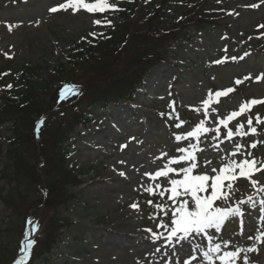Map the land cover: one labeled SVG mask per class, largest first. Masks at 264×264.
Returning a JSON list of instances; mask_svg holds the SVG:
<instances>
[{
    "label": "rangeland",
    "instance_id": "obj_1",
    "mask_svg": "<svg viewBox=\"0 0 264 264\" xmlns=\"http://www.w3.org/2000/svg\"><path fill=\"white\" fill-rule=\"evenodd\" d=\"M125 1L128 0H109L117 7ZM62 2L65 0H0V56L10 59L12 68H35L36 76L30 78L38 85L48 81L51 70L65 61L63 52L73 44L90 33H104L117 22L115 10L89 13L81 9L73 13L69 9L55 14L49 11ZM203 5L218 15L215 25L204 24L207 30L198 32L191 42L174 43L169 62L151 75L146 88L141 83L130 102L120 101L107 110L95 107L91 122L76 127L66 143L70 149L66 166L78 173L81 183L75 187L67 186V192L76 198L60 207L59 211L71 223L57 232L59 242L47 256V264H184L185 260L189 264H207L199 250L193 251L194 244L206 249V238L196 237L190 242L180 243L176 242V237L171 241L167 239L171 230V210L175 206L167 199L170 191L165 192L164 197L158 193L171 187L169 179H181L182 174L170 173L169 178L155 179L145 174L154 175L169 159L184 155L177 151L178 148L197 143L194 137L177 142L175 136H186L201 120L205 121L204 127L215 129L219 126L221 133L215 140L212 139L215 131L200 135L199 147L204 151L195 153L200 165L195 174L215 175L211 169L218 171L230 159L239 162L248 158L264 163V104L254 105L250 111L228 121V127L233 131L236 124H243L244 131H248L247 120L251 118L257 129L255 134L234 136L228 140L225 139L227 129L219 124L220 119L238 111L241 103L264 99V80L256 79L264 74V27H258L264 25V0H206ZM105 18L111 21L110 26L94 23ZM225 57L228 58L225 62L215 63ZM246 76L250 79L240 85L235 84L236 79L243 80ZM76 82L82 83L80 79ZM52 85L56 89L59 84L54 82ZM229 87L236 90L227 96H215L216 91ZM210 90L211 100L205 108L202 101L208 98ZM76 100L61 105L66 110L74 106ZM45 102L51 106L50 96L45 98ZM52 108L45 111L46 116L54 110ZM257 114L261 123H256ZM181 121L186 123L177 128ZM9 125L6 122L0 126V136L10 135ZM0 142L5 143L3 138ZM237 143L243 147L232 156ZM253 143L257 145L255 148L250 147ZM161 153H166V156L161 157ZM205 160L211 161L210 166L204 164ZM171 166L187 165L181 162ZM256 166L259 167V163ZM121 172L125 175H120ZM252 180L257 181L255 187ZM227 183L224 182L225 191L228 190ZM157 184L161 185L159 189ZM262 186L264 169L253 171L250 177L237 176L230 199L226 205L221 204L235 207L239 201H246L240 205L244 212L243 235L238 234L241 231L239 217L227 221L220 233L209 230L217 237L215 242L231 241L226 248L222 244V251L255 244L258 251L247 254L249 264H264V244L254 239L257 229L264 231V221L258 223L264 192L257 189ZM0 187L5 192V179H0ZM148 187H152L155 194H149L146 191ZM248 197H252L251 202H248ZM148 200L153 203H147ZM134 203L139 207H131ZM253 203L256 207H252ZM156 204L169 207L161 211L155 207ZM118 210L126 212L128 221L119 223L116 218ZM35 214L43 223L45 219L48 222L52 215L49 210H38ZM161 220L169 224L167 230L157 227ZM22 221L14 218L12 210L0 201V230H10L3 235L6 245L12 250L8 256L5 253L2 260H9L14 255L16 244L15 247L11 245L17 238ZM27 225L32 229L35 227L32 239L43 236L33 219ZM153 232L158 234V239L152 238ZM107 235L115 237L109 239L111 236ZM249 236L253 239L249 240ZM126 243L128 248L122 249ZM193 255L195 261L191 259ZM243 255L237 264H243ZM32 264L44 263L35 260Z\"/></svg>",
    "mask_w": 264,
    "mask_h": 264
},
{
    "label": "trees",
    "instance_id": "obj_2",
    "mask_svg": "<svg viewBox=\"0 0 264 264\" xmlns=\"http://www.w3.org/2000/svg\"><path fill=\"white\" fill-rule=\"evenodd\" d=\"M184 3V0L125 3L119 12V24L100 37L72 47L66 54L67 62L53 68L48 81L41 85L30 79L36 73L35 68L12 69L9 63L1 64L0 126L9 122L10 135L3 137L4 144L0 143V179H5L7 185L5 192L0 187V201L12 210L14 218H24L29 207L41 204L43 199L44 206L56 209L74 197L66 192L65 185H76L79 180L66 167L68 148L63 144L75 126L86 122L84 116L89 114L88 107L93 101L107 105L130 98L150 67L166 59L172 41L190 39L185 31L188 24L201 29L209 23L213 14H207L203 6L196 9L193 5L186 10ZM7 77L11 81L4 84ZM77 79L86 90L82 100L90 102L89 105L80 109L82 102H78L66 110L59 105L48 113L35 138L36 121L57 103L60 88L54 89L52 84L62 83V89ZM9 84L12 87L6 88ZM48 96L51 106L45 102ZM41 187L45 188V197L40 193ZM68 223L60 215L49 217L43 228L46 239L39 242L37 257L50 251L56 240L54 232ZM9 231L0 230V264H7V259L2 258L12 252L3 235ZM20 234L18 226L17 238ZM17 238L11 246L15 247Z\"/></svg>",
    "mask_w": 264,
    "mask_h": 264
},
{
    "label": "snow or ice",
    "instance_id": "obj_3",
    "mask_svg": "<svg viewBox=\"0 0 264 264\" xmlns=\"http://www.w3.org/2000/svg\"><path fill=\"white\" fill-rule=\"evenodd\" d=\"M147 3L148 0H145ZM252 7H256V5H252ZM71 9L73 13L78 12L83 9L89 13H104L106 10H115L120 11L117 5L112 4L109 0H94V2H89V0H65V2L59 3L56 6H53L49 9V11L53 14L58 11L64 10L67 11ZM231 14V13H230ZM95 24L97 25H111V21L105 18L102 20H95ZM258 27H264L258 26ZM91 36L98 35L97 33H90ZM99 35H103L100 33ZM83 39V38H82ZM252 39V37H249ZM226 51V50H225ZM247 54V53H246ZM224 60L215 61V63H223ZM232 59H236L233 57ZM4 75H7L6 73ZM250 77L246 76L241 79H236L235 84L240 85L244 82V80H248ZM257 80H264V74L257 76ZM12 85L9 84L6 88H11ZM236 89L234 87H229L224 90H219L215 92L216 97L227 96L229 93H233ZM79 95V92L76 90V86H65L64 89L61 90V98H67L69 95ZM212 96V91H209V96L207 99L203 100L202 103L207 108L210 103ZM219 101H217L218 103ZM264 104V99H251L246 103H241L238 111H233L225 117L224 119H220L219 124L223 125L224 128L227 129V133L225 139L231 140L234 136H247L249 133L255 134L257 132L256 127L253 126V120L249 118L247 120L248 131H244L243 124H236L235 131L228 127V121H233L236 117L241 116L243 113L250 111L254 105ZM199 111V109H197ZM213 112L216 111L215 108L212 109ZM207 116V111L205 112ZM42 122V121H41ZM186 123L185 121H181L176 125L177 128L181 127V124ZM256 123H261L260 117L257 114ZM205 121L201 120L200 123L193 129L189 131L186 136L176 135L175 139L177 142L181 140H185L188 137H194L197 139V143H189L187 148H178L177 151L180 153H184V155H180L178 158H171L168 160V163L164 165L163 168L156 171L154 175L150 173H146L145 175H149L152 179L156 177L169 178L170 173H175L177 175L182 174L181 179L171 178L169 179L170 188H166L164 191H160L158 194L160 197L165 196V192L170 191L171 195L167 197L168 200L172 202L174 205V209L171 210V230L168 233L167 239L169 241L172 240L173 237H176V242H190L196 237L206 238L207 239V248L201 247L200 244L193 245V251L199 250L202 257L207 264H215L216 261H219V264H237V261L241 258V254L243 255V264H249L248 253H252L258 251V248L255 244L251 247L240 248L237 247L235 250L231 251H222V244L226 248L231 241L222 240L217 243L215 240L217 237L214 233H220L222 227L225 225L227 221L232 218L239 217L241 219V231L238 233L239 235H243V216L244 212L240 205L246 203V201H239L238 205L233 206H221V204L226 205L228 200L230 199L231 191L233 190V181L237 179V176L242 177H250L252 172H259L261 169H264V163H260L256 159H241L239 162L235 159H230L227 163H224L223 166L219 168L217 171L216 168H212L211 171L216 173L215 175H209L207 173L204 174H195V171L200 167L196 152H203L204 149L199 147V137L202 133H210L212 131L216 132V135L212 137L213 140L217 139V137L221 133V128L217 126L215 129L204 127ZM39 127V124H38ZM257 145L255 143L251 144L250 147L255 148ZM123 147V146H122ZM243 145L237 143L235 145V152L231 155L235 156L237 152ZM251 156V153L247 154ZM166 156V153H161V157ZM158 157L157 159H159ZM223 159V158H222ZM181 162H185L187 166L185 167H172L171 165L176 164L179 165ZM259 163V167L256 165ZM204 164L206 166H210L211 161L205 160ZM236 169H239V172H236ZM120 175H125V173L121 172ZM228 181L226 188L227 191L224 190L225 184L224 182ZM257 181L252 180V185L255 187ZM161 187L160 184L156 185V188L159 189ZM146 191L149 194H155L153 192L152 187H148ZM257 191L264 192V186L257 189ZM220 202L219 204L217 202ZM252 201V197H248V202ZM147 203L152 204V200H148ZM131 207L138 208L137 204H132ZM155 207L164 211L169 206L167 204H156ZM252 207H256L255 203L252 204ZM260 210L261 215L259 217V222L264 221V199L260 201ZM168 212L165 211V215ZM154 218V217H153ZM157 227H163L166 230L170 227L169 224L165 223L161 220V223L157 225ZM209 230H214V233H210ZM35 231V227H33L32 232L26 233L25 241H22V247L20 249L21 253H23L20 260H17L15 264H21V260H26L30 255V250L35 243V240L31 238L32 233ZM146 231H151V229H147ZM153 239H158L159 236L157 233H152ZM249 240H252L253 237L249 236ZM255 241L258 243L264 244V231L257 229V234L254 237ZM222 253V254H221ZM193 261L196 260L195 255L191 257ZM184 264H189L188 260H185Z\"/></svg>",
    "mask_w": 264,
    "mask_h": 264
},
{
    "label": "bare ground",
    "instance_id": "obj_4",
    "mask_svg": "<svg viewBox=\"0 0 264 264\" xmlns=\"http://www.w3.org/2000/svg\"><path fill=\"white\" fill-rule=\"evenodd\" d=\"M153 72L156 73V70H154ZM154 73H153V74H154ZM153 74H152V75H153ZM150 77H151V76H150ZM150 77L147 78V79L143 82V88H146V87L148 86V83L151 82ZM113 204H114V208H115L116 205H115V203H113ZM125 214H126V212H123V211H121V210H118V211H117V213H116V218L119 220V223H122V224H123V222L126 220V219H125ZM126 221H128V220H126ZM104 230H106V229H104ZM106 232H109V231H106ZM27 233H29V230H28ZM109 233H110V232H109ZM111 233H113V232H111ZM107 236H111V237H108L109 239H112V238L115 237V236H112V235H107ZM126 236H128V234H126ZM119 244H120V243H119ZM126 248H128L127 243L124 244V246L122 247V249H126Z\"/></svg>",
    "mask_w": 264,
    "mask_h": 264
}]
</instances>
